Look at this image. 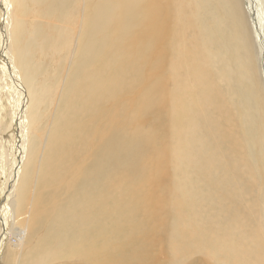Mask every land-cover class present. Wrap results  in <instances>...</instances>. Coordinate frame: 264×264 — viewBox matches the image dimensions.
<instances>
[{
    "label": "bare ground",
    "instance_id": "bare-ground-1",
    "mask_svg": "<svg viewBox=\"0 0 264 264\" xmlns=\"http://www.w3.org/2000/svg\"><path fill=\"white\" fill-rule=\"evenodd\" d=\"M0 172L2 264L138 258L169 185L174 249L264 264V0H0Z\"/></svg>",
    "mask_w": 264,
    "mask_h": 264
},
{
    "label": "rangeland",
    "instance_id": "rangeland-1",
    "mask_svg": "<svg viewBox=\"0 0 264 264\" xmlns=\"http://www.w3.org/2000/svg\"><path fill=\"white\" fill-rule=\"evenodd\" d=\"M128 52V49L125 47L122 48V54L124 52ZM262 55L259 56V59L261 61V65H263V57L261 59ZM141 63H144V61H140ZM128 68V67H127ZM129 69V68H128ZM130 76L126 79L128 83H131L134 79V75L138 72H131ZM123 85L125 83L122 82ZM136 85L133 84V89ZM137 90V89H134ZM139 90V89H138ZM76 151H79L78 148H76ZM146 156H143L142 161L138 160L137 165H139L141 168H145L143 166V163L145 161ZM170 177L171 172H173L172 167L170 166L169 169H167ZM133 176V178H132ZM0 178L1 172H0ZM126 184L131 185L133 182L138 181L139 175H133L129 173V177L127 176ZM1 181L3 179H0ZM117 183H121L120 179H117ZM172 193V186L169 185L166 192L163 194V196L159 197L160 192L153 195L149 198L147 201V206L153 208V213L147 215L148 216V229L151 231L147 235H143L137 242V245H144L146 249V253L140 255L138 258H132L133 254L138 250V247H132L128 253L125 255L126 250L122 251V258L121 262L117 264H193L192 260L188 256H184L180 251V246L177 247L173 246L174 242V235H175V229L173 228V222L174 217L171 215V203H169ZM0 206H1V200H0ZM10 232L8 231L7 234ZM7 255L9 251L5 252ZM10 255V254H9ZM9 255L6 258L5 263L7 264ZM4 256V255H3ZM3 259V258H2ZM2 259L0 260V264H2ZM188 259V260H187ZM187 260V261H186ZM186 262V263H185ZM115 264V263H114ZM201 264H207L205 261H202Z\"/></svg>",
    "mask_w": 264,
    "mask_h": 264
}]
</instances>
